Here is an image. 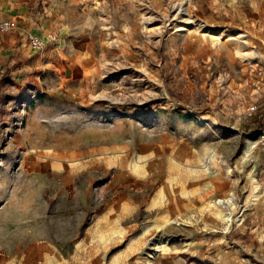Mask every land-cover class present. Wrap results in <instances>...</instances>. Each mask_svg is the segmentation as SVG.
<instances>
[{"label":"rangeland","instance_id":"rangeland-1","mask_svg":"<svg viewBox=\"0 0 264 264\" xmlns=\"http://www.w3.org/2000/svg\"><path fill=\"white\" fill-rule=\"evenodd\" d=\"M0 17V264H264V0Z\"/></svg>","mask_w":264,"mask_h":264},{"label":"built area","instance_id":"built-area-1","mask_svg":"<svg viewBox=\"0 0 264 264\" xmlns=\"http://www.w3.org/2000/svg\"><path fill=\"white\" fill-rule=\"evenodd\" d=\"M13 27L11 20L0 19V32H7ZM31 46L35 49H39L42 46L40 39L32 37ZM256 78L261 82L260 95L258 100L251 102L244 108L239 114V119H252L256 116H264V61L260 62V65L255 69ZM257 141L264 144V130L258 134Z\"/></svg>","mask_w":264,"mask_h":264},{"label":"bare ground","instance_id":"bare-ground-1","mask_svg":"<svg viewBox=\"0 0 264 264\" xmlns=\"http://www.w3.org/2000/svg\"><path fill=\"white\" fill-rule=\"evenodd\" d=\"M181 30H184V29H181ZM238 54H239V52H238ZM249 151L250 150H247L246 152H245V156H247L248 154H249ZM164 187L160 190V192L158 193L159 195H163L164 194ZM165 196V195H164ZM221 202H223L222 200H220ZM229 203V202H228ZM229 218H230V216L229 215H225L224 216V220H229Z\"/></svg>","mask_w":264,"mask_h":264},{"label":"crops","instance_id":"crops-1","mask_svg":"<svg viewBox=\"0 0 264 264\" xmlns=\"http://www.w3.org/2000/svg\"><path fill=\"white\" fill-rule=\"evenodd\" d=\"M0 19H6V20H9L8 18H4V17H0ZM12 23H13V25H14V22H12ZM12 28H13V27H12ZM12 28H11V29H12ZM11 29H10V30H11ZM7 32H8V31H7ZM3 33H6V32H3Z\"/></svg>","mask_w":264,"mask_h":264}]
</instances>
